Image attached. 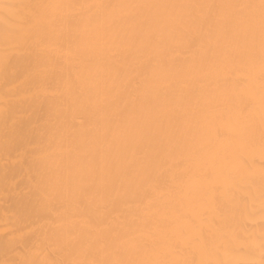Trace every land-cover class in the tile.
<instances>
[{"label":"bare ground","instance_id":"bare-ground-1","mask_svg":"<svg viewBox=\"0 0 264 264\" xmlns=\"http://www.w3.org/2000/svg\"><path fill=\"white\" fill-rule=\"evenodd\" d=\"M0 264H264V0H0Z\"/></svg>","mask_w":264,"mask_h":264}]
</instances>
